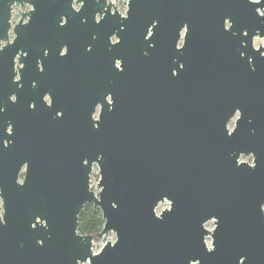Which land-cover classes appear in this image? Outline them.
<instances>
[{
  "label": "water",
  "instance_id": "obj_1",
  "mask_svg": "<svg viewBox=\"0 0 264 264\" xmlns=\"http://www.w3.org/2000/svg\"><path fill=\"white\" fill-rule=\"evenodd\" d=\"M125 22L116 58L127 91L111 111L102 101L94 141L49 146L35 118L4 147L0 264H264V47L253 48L264 0H130ZM12 48L0 55L4 74ZM88 204L104 221L97 238L115 234L96 254L77 233Z\"/></svg>",
  "mask_w": 264,
  "mask_h": 264
},
{
  "label": "flooded vegetation",
  "instance_id": "obj_2",
  "mask_svg": "<svg viewBox=\"0 0 264 264\" xmlns=\"http://www.w3.org/2000/svg\"><path fill=\"white\" fill-rule=\"evenodd\" d=\"M129 5L130 0H0V20L6 23L5 31L0 27V55L13 45L10 74L0 70V160L4 147L15 143L13 132L28 128L35 118L46 121L49 146L83 149L90 134L94 141L102 103L111 111L113 101L127 91L126 59L123 64L116 53L127 30ZM147 39L140 43L145 58ZM95 166L92 162L88 175L90 191ZM25 174L26 165L17 184L22 185ZM1 193L0 185L4 224ZM17 246L23 248L20 242Z\"/></svg>",
  "mask_w": 264,
  "mask_h": 264
},
{
  "label": "rangeland",
  "instance_id": "obj_3",
  "mask_svg": "<svg viewBox=\"0 0 264 264\" xmlns=\"http://www.w3.org/2000/svg\"><path fill=\"white\" fill-rule=\"evenodd\" d=\"M259 45L264 47V41L262 39L255 40L254 46L257 48ZM234 122H235V119L229 123V125H228V129L229 130H232L234 128ZM252 160H253L252 156H248V157L241 156L239 161L242 162V163H246V164L251 165L252 164ZM99 179H100L99 170L95 166L94 167V171H93V175H92V178H91V182H90L91 191L95 195H97L99 193V191H100L99 188H98ZM168 207H169V205L167 203L164 204V205H160L159 208L157 209V213H160L162 210H164V209H166ZM205 229L207 231H209V232H212L214 230V222L213 221L208 222L205 225ZM105 239L106 240L96 238V239L93 240L92 249H93V253L94 254L98 253L101 250V248L107 242L113 243L115 241V234L110 232V233H108L105 236ZM206 244H207V247L211 246V239L210 238H206ZM85 264H88V263H85Z\"/></svg>",
  "mask_w": 264,
  "mask_h": 264
},
{
  "label": "trees",
  "instance_id": "obj_4",
  "mask_svg": "<svg viewBox=\"0 0 264 264\" xmlns=\"http://www.w3.org/2000/svg\"><path fill=\"white\" fill-rule=\"evenodd\" d=\"M103 226L104 221L100 211L91 204L86 205L78 216L77 233L81 236H92L96 239Z\"/></svg>",
  "mask_w": 264,
  "mask_h": 264
},
{
  "label": "built area",
  "instance_id": "obj_5",
  "mask_svg": "<svg viewBox=\"0 0 264 264\" xmlns=\"http://www.w3.org/2000/svg\"><path fill=\"white\" fill-rule=\"evenodd\" d=\"M166 204V203H165ZM168 204V203H167ZM164 205V204H163ZM156 213H157V211H156ZM157 214H159V213H157Z\"/></svg>",
  "mask_w": 264,
  "mask_h": 264
}]
</instances>
